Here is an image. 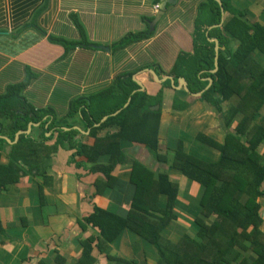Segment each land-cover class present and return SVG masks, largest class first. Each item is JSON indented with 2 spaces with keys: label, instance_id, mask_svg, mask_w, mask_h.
Returning a JSON list of instances; mask_svg holds the SVG:
<instances>
[{
  "label": "crops",
  "instance_id": "crops-1",
  "mask_svg": "<svg viewBox=\"0 0 264 264\" xmlns=\"http://www.w3.org/2000/svg\"><path fill=\"white\" fill-rule=\"evenodd\" d=\"M204 2L0 0V95L33 73L20 94L36 109L52 111L44 117V121L49 119L46 127L56 121L61 129L77 132L74 141L93 146L95 140L90 136L91 129L82 116L85 102L95 117L123 105L95 124L99 127L110 116L127 108L135 94L146 92L151 98L162 94L159 155H169L168 148L174 150L175 143L182 136L192 140L195 136L197 140L203 134L220 142L214 135V127H207L208 122H204L206 113L212 111L210 104L201 100L204 91L192 93L188 79L193 76L190 73L194 71L198 57L196 46L202 47L204 36L209 43L218 41L213 29L224 26L231 16L224 12L221 23L214 25L207 6L201 7ZM231 2L249 20L264 24V0ZM161 3L165 4V13L151 28ZM82 36L89 46L77 44ZM224 36L229 38L227 34ZM236 47L234 44L233 50ZM255 54L264 63L262 54ZM183 56L186 57L181 59ZM186 69H189L187 73ZM214 70L215 59L211 72ZM206 72H199L198 77ZM202 81L209 84V78H202ZM176 98L188 107L183 111L174 110ZM76 100L83 104L74 116H70ZM239 101L237 95L232 96L225 102L226 109ZM156 107L160 108L159 105ZM191 112L193 115L187 117L186 114ZM190 128L196 133L190 134ZM121 129V124H113L99 136L115 135ZM54 131L46 135L49 137ZM181 141L191 143L189 139ZM194 145L203 155L218 157L217 152L201 143L198 145L195 141ZM121 152L125 155L124 162L117 164L111 174L119 185L106 189L103 194L96 193V183H107V178L102 172H92L91 169L93 166H109L111 157L102 154L96 163H89L82 156H74L73 149H59L47 164L46 176L34 172L22 177L17 184L0 189V264H78L84 255L83 240L89 239L95 240L89 260L91 264H109V258H121L136 264H157L155 248L127 230L99 251L100 229L84 222L95 207L122 216L129 212L130 177L135 163L152 172L155 179L166 175L179 188L174 208L178 218L168 224L162 236L176 243L183 234L192 235L189 226L195 230L199 185L184 178L164 160H158L138 141L124 143ZM186 152L190 153L192 149ZM261 152L264 153V146ZM2 163H7L6 155L2 157ZM165 199H160V206L165 204ZM259 202L263 219L261 229L264 231V198Z\"/></svg>",
  "mask_w": 264,
  "mask_h": 264
},
{
  "label": "trees",
  "instance_id": "trees-1",
  "mask_svg": "<svg viewBox=\"0 0 264 264\" xmlns=\"http://www.w3.org/2000/svg\"><path fill=\"white\" fill-rule=\"evenodd\" d=\"M231 1L221 0L224 12L229 13L231 19L212 31L220 43L217 72H211L214 69L215 44L209 43L203 35L206 45L196 46L198 57L194 71L189 72L193 76L188 79L190 91H204L201 100L222 116L226 131L222 143L203 134L196 140V144L199 142L217 152L216 159L207 154L202 156L195 147L187 153L181 140L174 150L168 148L167 154H171V158L159 155L162 94L151 98L146 92L135 94L127 108L116 116H110L99 127L95 124L123 105L95 117L86 102L83 104L76 100L69 115L74 116L82 104L85 105L83 120L95 140L93 146L76 142L73 140L76 131L67 132L58 127L56 121L47 128L49 119L44 121V117L52 111L36 109L21 96L20 90L29 84L33 75L28 72L29 76L22 83L9 87L5 94L0 95V136H7L14 142L17 132L27 131L30 124L40 125L33 126L29 135H21L15 144L0 138V189L17 184L22 177L34 172L46 176L52 156L59 149H73L74 156H82L89 163H96L102 154L111 157L109 166H93L91 169L92 172H102L107 178V183H96V193L103 194L106 189L119 185L111 174L117 164L124 162L122 145L138 141L147 146L158 160H164L184 178L199 185L195 237L185 233L175 243L162 236L168 224L178 218L174 208L179 188L166 175L155 179L152 172L135 163L130 177L129 212L122 216L95 207L94 212L84 219L86 224L100 229L99 251L127 230L155 248L157 264H264L262 206L259 202L264 198V153L261 152L264 146V63L255 54L260 52L264 57V24L249 20L245 13L235 9ZM205 4L213 18L212 23L219 25L222 20L220 5L216 0H205L201 7ZM77 44L89 46L83 36ZM234 44H237L235 50ZM204 70L207 72L198 79V73ZM202 78L212 80L208 89V81H202ZM234 95L239 97V103L224 111L223 104ZM157 105L160 108L154 111ZM187 107L188 104L175 99L174 110L183 111ZM117 123L122 126L118 134L99 136L101 131ZM50 131L54 132L48 137L46 134ZM3 151L7 163H2ZM163 197H166L165 204L160 206ZM83 241L84 255L78 264H91L89 260L95 240ZM109 264L136 263L109 258Z\"/></svg>",
  "mask_w": 264,
  "mask_h": 264
},
{
  "label": "rangeland",
  "instance_id": "rangeland-1",
  "mask_svg": "<svg viewBox=\"0 0 264 264\" xmlns=\"http://www.w3.org/2000/svg\"><path fill=\"white\" fill-rule=\"evenodd\" d=\"M201 5H203V3L201 4ZM207 6V4H205V6L204 7H206ZM204 12H205V10H204ZM207 40V39H206ZM203 43H202V47L203 46H205L206 45V42H204L203 40H201ZM208 41V40H207ZM205 44V45H204ZM208 49V48H207ZM194 52V51H193ZM184 57H186V56H183L181 59H183ZM154 58V56L153 57H151V59H153ZM185 59H187V58H185ZM186 63V66L188 65V60L185 62ZM187 71H188V69H186V73H187ZM198 79H199V77H198ZM197 79V80H198ZM178 84H179V81L177 82ZM209 85V84H208ZM208 87V86H207ZM183 90L186 92V89L185 88H183ZM223 107L225 108H223L224 109V111H226L227 109H226V107H228V106H226V103L225 104H223ZM210 110H212V111H209V112H207L206 113V118L204 119V122L206 123V122H208V124H205L207 127H214V128H212V129H215L216 130V133L214 134L215 136H216V138L220 141V142H223L224 141V139H225V127H224V123H223V120H222V116L220 115V114H218L217 112H216V110L215 109H213V108H210ZM194 111V110H193ZM191 115H193L192 114V112L191 113H188V114H186V116L187 117H191ZM214 116V117H213ZM195 119H197V118H195ZM200 120V119H199ZM203 122V123H204ZM192 123V122H191ZM202 123V124H203ZM197 123H195V125H196ZM202 124H199V125H202ZM194 125V124H193ZM234 126L235 125H233L232 126V129H234ZM191 130H189L191 133L190 134H192V133H196V132H194V130L192 129V128H190ZM193 137V140H194V142L196 141V139H195V136H192ZM180 140H183V139H189L190 141H191V143H188V144H185V143H183V149H185V151L186 150H190V149H192L193 148V146H194V142H193V140H192V138L190 137V138H187L186 136H182V137H180L179 138ZM179 139L177 140V143L179 144ZM177 143H175L176 145V147L178 146L177 145ZM197 144L198 145H200V143L199 142H197ZM4 154V153H3ZM202 156H203V154H202ZM3 157H5V156H3ZM169 157L171 158V156L169 155ZM204 157H205V154H204ZM211 223V222H210ZM188 225V224H187ZM189 226V225H188ZM189 231H190V233L192 234V236L193 237H195V230H191V228H190V226H189ZM182 237V236H181ZM181 237L179 238V239H181Z\"/></svg>",
  "mask_w": 264,
  "mask_h": 264
},
{
  "label": "water",
  "instance_id": "water-1",
  "mask_svg": "<svg viewBox=\"0 0 264 264\" xmlns=\"http://www.w3.org/2000/svg\"><path fill=\"white\" fill-rule=\"evenodd\" d=\"M216 2L220 5V8H221V13L223 14L224 13V9H223V6H222V2H221V0H216ZM165 10H166V8H165V4L164 3H161L160 4V6H159V10H158V13H157V15L155 16V19H154V21L152 22V24H151V28H153L158 22H159V20L161 19V17L164 15V13H165ZM214 43H215V52H216V57H215V70L214 71H212V73H215V72H217V70H218V56H219V50H220V46H219V42L217 41V40H214ZM154 75H155V73H153ZM155 77H156V75H155ZM157 78V77H156ZM184 81V80H183ZM182 82V81H181ZM140 85V84H139ZM212 85V80L211 79H209V85H208V87L206 88V89H208L210 86ZM141 87V86H140ZM185 89H186V91H188V89H187V87H185ZM141 90H142V87H141ZM199 96V95H198ZM156 109H158V107H156ZM37 124H30L29 125V127H28V130L27 131H25V132H23V131H19L17 134H16V137H15V141L14 142H12L9 138H7V137H4V136H0V138H2V139H4V140H6L9 144H15L17 141H18V139L20 138V136L21 135H23V134H26V135H28V134H30V132H31V130H32V127L33 126H36Z\"/></svg>",
  "mask_w": 264,
  "mask_h": 264
},
{
  "label": "built area",
  "instance_id": "built-area-1",
  "mask_svg": "<svg viewBox=\"0 0 264 264\" xmlns=\"http://www.w3.org/2000/svg\"><path fill=\"white\" fill-rule=\"evenodd\" d=\"M156 10H158V8L156 7Z\"/></svg>",
  "mask_w": 264,
  "mask_h": 264
}]
</instances>
